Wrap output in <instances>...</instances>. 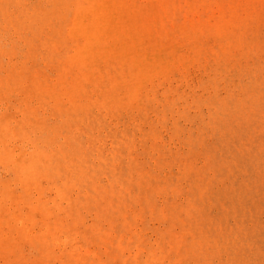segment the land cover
Returning a JSON list of instances; mask_svg holds the SVG:
<instances>
[{
    "label": "rangeland",
    "instance_id": "obj_1",
    "mask_svg": "<svg viewBox=\"0 0 264 264\" xmlns=\"http://www.w3.org/2000/svg\"><path fill=\"white\" fill-rule=\"evenodd\" d=\"M0 264H264V0H0Z\"/></svg>",
    "mask_w": 264,
    "mask_h": 264
}]
</instances>
